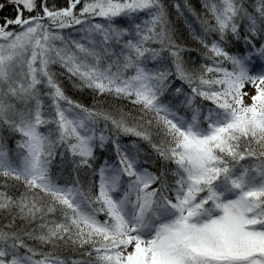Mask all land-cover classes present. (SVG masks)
I'll return each mask as SVG.
<instances>
[{
	"label": "snow or ice",
	"instance_id": "snow-or-ice-1",
	"mask_svg": "<svg viewBox=\"0 0 264 264\" xmlns=\"http://www.w3.org/2000/svg\"><path fill=\"white\" fill-rule=\"evenodd\" d=\"M0 264H264V0H0Z\"/></svg>",
	"mask_w": 264,
	"mask_h": 264
},
{
	"label": "trees",
	"instance_id": "trees-1",
	"mask_svg": "<svg viewBox=\"0 0 264 264\" xmlns=\"http://www.w3.org/2000/svg\"><path fill=\"white\" fill-rule=\"evenodd\" d=\"M194 2H195V0H194Z\"/></svg>",
	"mask_w": 264,
	"mask_h": 264
}]
</instances>
